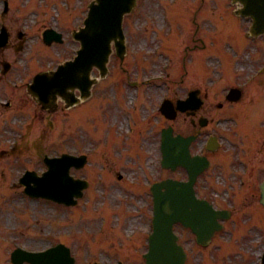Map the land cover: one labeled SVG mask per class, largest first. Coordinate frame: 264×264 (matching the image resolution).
Masks as SVG:
<instances>
[{
  "label": "rangeland",
  "instance_id": "rangeland-1",
  "mask_svg": "<svg viewBox=\"0 0 264 264\" xmlns=\"http://www.w3.org/2000/svg\"><path fill=\"white\" fill-rule=\"evenodd\" d=\"M23 1V0H21ZM51 1V0H50ZM87 0H84L86 2ZM206 1L208 0H197L196 2H193V0H178L176 3H173V5H168V10L170 13V20L174 23L173 26L175 28V35L177 37H180L183 33V29H185V24L183 23L181 17L182 15L188 16V13L193 10V15L191 17V23L196 22L198 24L195 25L194 31L201 30L204 34V41L206 44L211 45L214 43L215 48L213 49L212 54H214L217 59H226L230 56V54H233L235 51V48L233 47L232 43L238 47V44L236 42L239 41V39L236 36H232L231 34H226L225 32H221L218 37L212 38L211 35H208L204 29L200 28L201 22L197 20V18L201 15L202 10L204 11V4H206ZM67 0H61V6L57 2H52L50 6L53 9V16H56L57 19L60 21V23L63 26L70 27L72 23L75 22V20L78 18L81 12V7L83 5H79V3L76 0H69L70 7L68 8L67 4H65ZM159 0H140V4L138 6V9L136 12L129 17V19L126 20L128 25V33H137L139 28V24L143 19H146L149 23H155V22H162L161 13L162 10L160 9ZM220 2V1H219ZM17 3H20L17 0ZM23 4L25 1L22 2ZM39 0H31L28 7L32 6V8H35L36 12L33 13L31 17H28L32 20L34 23V27L38 29H42L43 26L46 24L47 26H53L57 29H61L59 22H56L54 18L50 17L48 18L46 16V13L39 12ZM181 4H183L182 8ZM221 4V3H220ZM14 6L15 2H14ZM222 6V4H221ZM223 7V6H222ZM17 9V7H16ZM18 11V9H17ZM224 11V13H223ZM219 10L220 17L216 21V24L219 22H225V15L227 14L225 9ZM35 13H37V17L35 18ZM50 13H52L50 11ZM83 16V13L82 15ZM138 20V21H137ZM212 23L213 20H212ZM62 27V26H61ZM214 28V26L212 27ZM220 29L227 28V25H223L221 27H217ZM67 34V33H66ZM67 36V42L68 44L61 45H54V48L52 49V55H51V63L55 62L58 59H61L63 56H66L71 51V48L76 46L75 43H71L69 39L68 34ZM165 43L174 51L176 47V43L173 41H168L167 38H164ZM264 43V36L261 37V41L259 42V45ZM149 45H153L152 43ZM137 47V46H136ZM135 49V48H134ZM248 49V48H247ZM50 54V53H49ZM191 54V52L188 54V56ZM137 59L139 60V56H137ZM130 62L132 61V57L129 56ZM264 60V54L258 53V54H252L249 58H244V55H237V59L235 58V62H233L232 69L230 70V79L227 82H223L226 84H230L233 82L234 79L237 81H242L249 73L252 72L255 66L258 65L259 62ZM165 61V57H156L154 59V56L152 54L148 58V68L144 70V73L141 77H135V73L133 69L129 71V78L130 79H137L139 81H143L142 79L146 76L148 73H154L158 72L160 69L159 67L161 64ZM200 61V60H199ZM198 61V62H199ZM158 63V66L155 63ZM174 64L169 69L170 72H173L175 74L177 71L179 72V61L177 59L173 60ZM199 72L196 75H183L182 78L189 77L190 81L187 83L186 79L179 81L177 78L174 79V75L172 74L171 77L173 78L172 81H168L167 83H155V81L151 82H142L140 85V99L137 101V106L133 113H135L136 117H138V121L136 123L137 128H142L144 131L140 134L137 140V146H138V154L134 156L129 149V146L127 143L131 140L128 135L125 134L126 130V121L125 116L129 115L130 111L128 110L127 105H129V93L134 91L133 85L128 84V81L124 75L123 71H120L122 69L121 62L115 57L110 62V71L108 79L103 82L99 86L101 87V91L94 92V96L90 101L100 100L98 97L101 96L102 100L100 102H105V105H102V112L103 116L102 119L105 123V128L109 129L110 132L115 134L117 137H113L112 141L105 140V144L109 146L110 149H108L107 155H113V159L116 158V156H122L124 159V163L120 168H117L116 161L113 162L111 160H107V167L110 165V168L115 169H124L123 171L127 172L130 177L136 178L139 183V191L143 192V186H145L144 181V171L145 166L143 165L145 162L148 163V165H151L155 163V154L147 151V148H151V140L152 138V131L150 129V126L153 124L156 126L157 129H159L164 124L168 123L163 117L160 115H152L151 109L154 104L157 103L158 99L162 97L165 93L168 91H171L172 98H175L176 96L186 94L187 89L189 85H197L201 88L203 94H207L206 98V104L201 111V113H204L206 115L212 116L216 115V111L214 110L215 106L218 101H220V97L218 96V92L221 90L222 86L225 84H222V86L217 87V84L220 83H213L212 81L215 80V76L212 75V66L205 64V61L201 59L199 62ZM121 68V69H120ZM137 70H141V68H135ZM217 72L220 70L223 71V73H226V70L224 68L215 69ZM180 77V79H181ZM258 79L252 81L250 84H248L246 87L250 88V91H259L264 90V79L262 81L258 82ZM110 81H114V87L110 88L109 83ZM117 81V82H115ZM194 82V83H192ZM169 85V86H168ZM96 87V86H95ZM95 89V88H94ZM175 89V93L173 91ZM119 90L124 91V103L121 104L116 101V97L114 96V93H116ZM248 93V89H247ZM253 109H255V116L256 118H264V95H257L254 98L253 102ZM91 110V106H86L80 110V116L91 114L92 120L96 121L99 120V113L98 109H94L91 113L89 112ZM70 112L67 114H62L61 111L55 112V113H49L45 116H34L32 120L31 130L35 126V128H38V134L36 136H33L31 138L32 143L35 145L32 146L31 151L26 152L24 151L22 154L16 158H14L12 161H10V168H7V171L10 172V176H14L18 174V172L22 169L23 166L21 162H23V157L28 155V158H25V161L28 162L31 166L32 164L36 167L42 166L41 164V157L43 156V153H50L53 148H56V150H60L63 145L67 147L70 151L75 152H81L83 150H91L92 148H95V151H99V153L102 152L100 142V137H102V129H100V124L97 123V129L93 128L94 125H80L77 121H73L74 118L72 115H70ZM150 114L149 119L147 121H142L141 118L145 115L148 116ZM146 118V117H145ZM99 122V121H98ZM174 127L178 131L188 132L190 131L189 122L185 121L183 119V115H180L173 123ZM88 127L87 130H85L83 127ZM75 128V129H74ZM74 129V133L72 132ZM95 129L97 130L99 136L94 135ZM214 126L209 124L207 127L204 128L202 131V135L207 133L210 130H214ZM106 131V129H105ZM22 132V131H20ZM66 133V134H65ZM83 134V136L81 135ZM87 133L88 135H86ZM65 134V135H63ZM89 137V138H88ZM255 137V136H254ZM264 137V135L261 136ZM65 138V139H64ZM64 139V142L61 141ZM260 138H257L255 142L256 151L258 150V147L260 145ZM264 139V138H263ZM27 137L25 138L24 142L26 143ZM141 143L142 148L140 147ZM264 157V151L261 153H255V157L257 160V165L259 161V157ZM121 159V160H123ZM136 159V160H135ZM137 161L136 163H129L126 161ZM153 160V161H152ZM24 162V163H26ZM6 163V161H4ZM92 163V161H91ZM9 163L6 164L8 166ZM94 166V163H93ZM1 167V166H0ZM259 167V165H258ZM109 168V167H108ZM101 169V166L99 169L92 168L91 170L95 172L96 177L99 180H102L103 176L105 174H101L99 171ZM157 169V166H156ZM89 167L86 169H81L77 171L79 174H86L85 176L92 178L91 174H88ZM158 170V169H157ZM167 174L166 172H162L158 170V175ZM217 172H214L213 175H216ZM1 176V175H0ZM95 180V179H94ZM121 183V182H120ZM220 182L218 181L217 184L209 183L207 181H203V185H207L206 192L208 194L213 195L216 198V202L218 205L222 203L221 197L217 195V193H221L218 186ZM116 188L119 192L122 194L126 191L130 190V186L127 184V181L125 180L123 185L121 184H114L113 186ZM127 190H126V189ZM116 190V193H117ZM21 190L11 189V191L8 190V192H4L3 190L0 192V198L2 200H10L9 203L12 205L13 208L11 209L14 216H16L17 221H20L21 218L18 214L20 211V208L25 210L28 215H24V218L22 217V221H26L28 223H31V228H25L24 232L21 236L20 241L23 240L24 243H26L28 246L31 247H41L48 243L49 241L55 240V239H62L65 243L69 244L74 253L78 255L81 258V264H93L94 261H99L101 264H110L111 261H114L115 258H121L123 260H128L126 257L131 256L128 252V246L132 245V239H125L122 238V241L125 242L122 249L124 252L120 251L118 247L114 245V239H111V242L113 244L104 245L101 242H98L95 247L90 246V242L88 239L89 237L94 236L97 226V220L95 219L96 214L93 211H96L98 209V200L101 199L107 201V194L108 191L105 190V185L101 182H94L92 184L91 189H88L85 193V195L80 200L79 204L74 207H61L54 203L43 201V200H29L28 198L24 197L21 193ZM12 192L11 195L6 196L7 193ZM243 192V191H234V196H232V200L236 201V193ZM222 194V193H221ZM244 195H248L249 193H244ZM253 199V197L249 196ZM25 199L23 201L22 199ZM147 193H143L141 200L142 203L145 204L147 199ZM4 200V201H5ZM11 200L14 202L12 203ZM250 203H254L250 201ZM8 203H5V207L1 208L6 211L7 208H10V206H7ZM92 204V205H90ZM97 205V207H95ZM122 205L126 206V203L123 202ZM128 205H130V209L126 216H129V220L132 222V226H128V222H126L125 218L123 219L121 216L118 219V217L112 218V224L114 226L121 225L120 219H123V228L124 231H126V227H129L128 230L132 227H141L146 226V221L142 218L137 216L138 212L134 211L135 206V200H129ZM136 207V206H135ZM252 209L255 212H260L264 216V210L260 208L257 204L253 205ZM1 210V209H0ZM105 210L108 212L109 209L105 207ZM143 210V209H142ZM141 210V211H142ZM235 214L239 213L243 214V208H241L240 205L236 204L235 207ZM3 212V211H2ZM111 211L108 212V215ZM253 213V214H254ZM135 218V221H133V218ZM4 217H2L3 219ZM14 218V217H12ZM237 218V217H236ZM232 220V219H231ZM231 220H229V227L226 231H222L219 233L216 237V240H214L213 244L211 246H217L220 241H224L227 239L228 235L230 234V230H232V234L234 236H238L240 233L243 234L241 238L238 240V246L234 249L235 252L230 255L229 264H247L246 262H254L258 258V254L260 251L264 250V231L261 230L257 225L262 220V217L257 214L256 216V222L254 221V216L250 220V224H253V228L251 231L241 229L238 231V226L241 224L242 221H239L237 224V229H233L231 225ZM145 221V222H144ZM144 222V223H142ZM247 221H245L246 223ZM264 224V220L262 221ZM249 224V223H248ZM22 226V225H21ZM20 226H18L19 228ZM252 227V226H250ZM116 235H119L118 230H115L114 232ZM6 234V233H4ZM84 236L87 237V239L84 238ZM141 237V235L139 234ZM185 237H188L187 233L185 232ZM113 238V237H112ZM109 239V238H108ZM86 240L89 243H86ZM126 246V248H125ZM229 249H233V244L228 245ZM212 249V248H211ZM210 249V250H211ZM209 250V251H210ZM208 251V252H209ZM208 252H206L203 249L194 247L192 253V259H190V264L193 262H199L202 264H206V260L208 258ZM246 257H248V260H246ZM214 261V260H213ZM218 264H223L221 262V258H218Z\"/></svg>",
  "mask_w": 264,
  "mask_h": 264
},
{
  "label": "flooded vegetation",
  "instance_id": "flooded-vegetation-1",
  "mask_svg": "<svg viewBox=\"0 0 264 264\" xmlns=\"http://www.w3.org/2000/svg\"><path fill=\"white\" fill-rule=\"evenodd\" d=\"M10 24H11V26H10V28H9V42H8V48H10V47H15L16 46V43H17V41H18V37L19 36H21V39L24 41L25 40V36H24V34L23 33H20V32H18L17 30H16V27L14 26L15 24L13 23H11L10 22ZM22 46V45H21ZM5 50H7V48H0V52H3V51H5ZM28 64V63H27ZM20 72V71H19Z\"/></svg>",
  "mask_w": 264,
  "mask_h": 264
},
{
  "label": "water",
  "instance_id": "water-1",
  "mask_svg": "<svg viewBox=\"0 0 264 264\" xmlns=\"http://www.w3.org/2000/svg\"><path fill=\"white\" fill-rule=\"evenodd\" d=\"M94 27H95V25H94ZM93 30V29H92Z\"/></svg>",
  "mask_w": 264,
  "mask_h": 264
}]
</instances>
